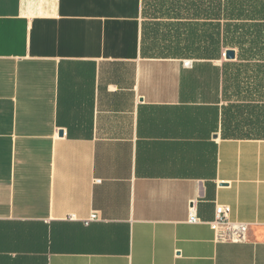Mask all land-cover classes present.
<instances>
[{"label":"crops","instance_id":"crops-1","mask_svg":"<svg viewBox=\"0 0 264 264\" xmlns=\"http://www.w3.org/2000/svg\"><path fill=\"white\" fill-rule=\"evenodd\" d=\"M0 264H264V0H0Z\"/></svg>","mask_w":264,"mask_h":264},{"label":"built area","instance_id":"built-area-1","mask_svg":"<svg viewBox=\"0 0 264 264\" xmlns=\"http://www.w3.org/2000/svg\"><path fill=\"white\" fill-rule=\"evenodd\" d=\"M231 206L228 204H217L216 216L210 222L211 227L215 231L219 240L240 241L246 240L248 234V224L242 221L232 220L230 218ZM96 214L92 215L95 218ZM191 223L200 221L194 204L189 208V219Z\"/></svg>","mask_w":264,"mask_h":264},{"label":"trees","instance_id":"trees-1","mask_svg":"<svg viewBox=\"0 0 264 264\" xmlns=\"http://www.w3.org/2000/svg\"><path fill=\"white\" fill-rule=\"evenodd\" d=\"M233 19V8L228 7V23L226 25V42L228 46H233L234 44V24L229 21Z\"/></svg>","mask_w":264,"mask_h":264},{"label":"water","instance_id":"water-1","mask_svg":"<svg viewBox=\"0 0 264 264\" xmlns=\"http://www.w3.org/2000/svg\"><path fill=\"white\" fill-rule=\"evenodd\" d=\"M226 57H227L228 59H233V58L235 57V52H234V50H233V49H228V50L226 51Z\"/></svg>","mask_w":264,"mask_h":264},{"label":"rangeland","instance_id":"rangeland-1","mask_svg":"<svg viewBox=\"0 0 264 264\" xmlns=\"http://www.w3.org/2000/svg\"><path fill=\"white\" fill-rule=\"evenodd\" d=\"M230 99H231L232 101H234V96H233V94H231ZM229 104H234V103L232 102V103H229ZM231 106H232V105H231ZM231 109H232V112H233V111H234L233 106H232ZM232 133H236V131H235V132L232 131Z\"/></svg>","mask_w":264,"mask_h":264}]
</instances>
